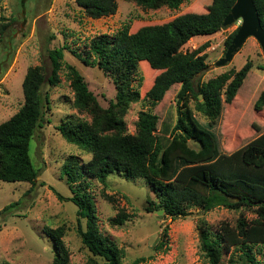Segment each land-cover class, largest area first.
Segmentation results:
<instances>
[{
  "label": "trees",
  "instance_id": "trees-1",
  "mask_svg": "<svg viewBox=\"0 0 264 264\" xmlns=\"http://www.w3.org/2000/svg\"><path fill=\"white\" fill-rule=\"evenodd\" d=\"M74 1L92 19L112 15L118 7V0ZM125 1L152 10L163 6L176 10L183 3L188 6L163 23L137 28L126 24L113 37L93 38L85 55L77 54L85 65L97 67L111 79L115 93L107 106H102L89 90L78 68L64 60L66 45L48 52L51 69L47 76L41 66L29 67L21 83L22 104L8 120L0 123V181L36 184L39 169L31 161L30 142L44 123L45 108H48L47 93L42 91V86L44 83L49 87L58 86L60 71L65 70L72 91L71 106L89 119L64 118L54 128L62 139L88 158L81 161L70 154L63 161L60 174L72 196L56 195L75 207L76 233L89 253L82 264H123L126 256L123 248L102 235L93 198L85 187L87 179H95L106 188L112 173L141 178L151 186L158 200H146L147 212L160 211L164 216L175 218L187 215L194 207L202 212L220 206L239 211L234 225L222 221L216 231L200 219L199 249L208 264H220L224 251L231 248L264 244V131L246 145L218 154L215 137L195 118L197 115L212 127L221 121L223 104L226 115L230 114L237 91L253 64L247 60L238 70L230 69L203 81L197 76L207 68L206 55L201 54L207 43L190 51L182 50L193 36H207L225 28L224 19L235 0ZM253 2L264 28V0ZM1 20L4 22L0 24V40L10 25V20L0 17ZM238 28L226 39L225 51ZM138 70L146 72L148 78L144 92L140 90L141 77L136 86L133 85ZM174 85L179 86L174 96V123L170 140L164 144L155 133L158 116L152 109ZM139 101L147 102L149 107L138 112L135 132L129 133L125 116L131 105ZM253 107L256 113H262L264 92ZM261 126L262 123L254 119L247 130L253 133ZM245 136L240 133L236 143ZM178 161L187 165L175 171ZM14 205L16 203L4 206L0 214ZM244 211L253 213L254 217L247 220ZM128 217L120 210L109 223L120 226ZM65 232L63 226L44 227L53 254L48 264H68L69 252L63 241ZM162 237L156 246L158 249L167 243V228L163 229ZM244 255L251 264H258L248 252Z\"/></svg>",
  "mask_w": 264,
  "mask_h": 264
},
{
  "label": "rangeland",
  "instance_id": "rangeland-1",
  "mask_svg": "<svg viewBox=\"0 0 264 264\" xmlns=\"http://www.w3.org/2000/svg\"><path fill=\"white\" fill-rule=\"evenodd\" d=\"M187 4H181L176 10L166 6L152 10L142 9L133 1L118 0L114 14L92 19L84 14L74 0H0V17L10 20L0 40V123L8 120L23 102L21 83L26 70L41 66L47 76L51 69L48 52L62 45L67 46L63 50L64 60L78 68L89 90L102 106H107L115 93L111 79L97 67L85 65L77 54L84 56L93 38L101 35L113 37L126 24L137 28L150 23H163L183 11ZM239 24L240 21H236L214 34L193 36L182 47L183 51H190L207 43L201 52L206 55L207 68L197 76L203 81L230 69L238 70L247 60L253 64L237 91L230 114L226 115L223 104L221 121L212 127L203 123L197 115L195 117L198 124L215 137L218 154L230 153L264 131V109L262 113H256L253 107L260 93L264 92V55L259 43L253 37L247 38L230 62L224 66L217 65L225 53L226 39ZM64 71H60L61 82L58 86L49 87L46 83L42 86V91L47 93L48 108H45L44 123L35 131L30 142L31 161L39 169L36 184L32 186L26 182L0 181V211L9 203H16L0 214V263L51 262L53 254L51 242L44 233L45 226L65 228L63 241L69 252L68 264H82L89 254L76 233L74 205L60 200L56 195L72 196L60 174L63 161L70 154L76 155L81 161L88 158V155L62 139L54 128L64 118L75 121L89 119L71 106L72 91ZM137 72L133 85L136 86L141 77L140 90L144 92L148 87L146 72ZM178 87H171L152 109L158 116L155 133L164 144L170 140L169 134L174 123V96ZM148 107L145 101L131 105L125 116L129 133L135 132L138 112ZM254 119L262 126L252 133L247 129ZM240 133L246 136L236 143ZM186 165V162L178 161L175 171ZM107 184L103 188L95 179H87L85 187L93 198L102 235L126 252L123 264H208L199 249L197 227L200 219L205 220L212 231H216L222 221L234 225L240 214L237 210L222 206L208 212L194 207L187 215L171 218L160 211L145 210L148 198L154 202L158 198L143 179L112 173ZM120 210L129 217L120 226L110 225L109 219ZM243 215L247 220L254 217L248 211H244ZM164 228H167V243L158 249L156 246L163 239ZM245 251L255 262L264 264V244H250L243 249L237 247L224 251L220 264H251L244 255Z\"/></svg>",
  "mask_w": 264,
  "mask_h": 264
},
{
  "label": "water",
  "instance_id": "water-1",
  "mask_svg": "<svg viewBox=\"0 0 264 264\" xmlns=\"http://www.w3.org/2000/svg\"><path fill=\"white\" fill-rule=\"evenodd\" d=\"M236 21H240L239 28L223 57L217 61L218 66H224L230 62L249 37H253L259 43L264 55V28L261 26L253 0H235L230 12L224 19L223 25L229 26Z\"/></svg>",
  "mask_w": 264,
  "mask_h": 264
}]
</instances>
